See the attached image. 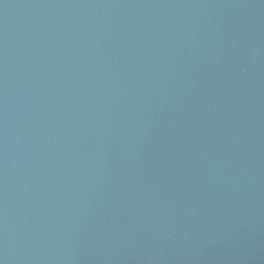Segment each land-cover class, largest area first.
<instances>
[{"label":"water","instance_id":"95a60500","mask_svg":"<svg viewBox=\"0 0 264 264\" xmlns=\"http://www.w3.org/2000/svg\"><path fill=\"white\" fill-rule=\"evenodd\" d=\"M0 264H264V0H0Z\"/></svg>","mask_w":264,"mask_h":264}]
</instances>
